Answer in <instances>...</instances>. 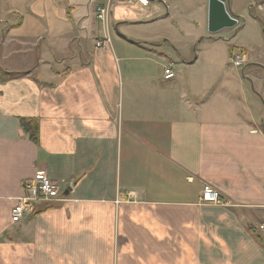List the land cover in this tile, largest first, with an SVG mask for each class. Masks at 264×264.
<instances>
[{
    "label": "crops",
    "instance_id": "obj_1",
    "mask_svg": "<svg viewBox=\"0 0 264 264\" xmlns=\"http://www.w3.org/2000/svg\"><path fill=\"white\" fill-rule=\"evenodd\" d=\"M106 3L0 0V264H264V0L215 35L208 0ZM38 170L70 191L12 223Z\"/></svg>",
    "mask_w": 264,
    "mask_h": 264
},
{
    "label": "built area",
    "instance_id": "obj_2",
    "mask_svg": "<svg viewBox=\"0 0 264 264\" xmlns=\"http://www.w3.org/2000/svg\"><path fill=\"white\" fill-rule=\"evenodd\" d=\"M105 6H100L96 10V18L105 21L109 5L111 3H138L147 6L149 0H107ZM97 47H103V43L97 42ZM230 62L236 67H241L244 63V56L239 50L234 51L230 56ZM175 78L172 64H167L163 71L164 80ZM68 189L67 185L51 180L47 174L38 170L31 178L25 179L21 183V196L17 199L10 215L12 223H19L26 215L32 212V207L36 204H54L65 201L64 192ZM200 202L203 204H221L220 193L209 185H204L201 191ZM264 231V226H260Z\"/></svg>",
    "mask_w": 264,
    "mask_h": 264
},
{
    "label": "water",
    "instance_id": "obj_3",
    "mask_svg": "<svg viewBox=\"0 0 264 264\" xmlns=\"http://www.w3.org/2000/svg\"><path fill=\"white\" fill-rule=\"evenodd\" d=\"M238 21L228 12L226 0H208L207 4V32L210 35L218 34L225 30L233 29ZM70 188L64 192L68 195Z\"/></svg>",
    "mask_w": 264,
    "mask_h": 264
},
{
    "label": "trees",
    "instance_id": "obj_4",
    "mask_svg": "<svg viewBox=\"0 0 264 264\" xmlns=\"http://www.w3.org/2000/svg\"><path fill=\"white\" fill-rule=\"evenodd\" d=\"M21 74L19 73H7L4 71H0V79L5 81V80H10L14 79ZM21 127L23 131L28 135L29 139L32 140L33 142H37V137H38V126L36 121L34 120H21Z\"/></svg>",
    "mask_w": 264,
    "mask_h": 264
},
{
    "label": "rangeland",
    "instance_id": "obj_5",
    "mask_svg": "<svg viewBox=\"0 0 264 264\" xmlns=\"http://www.w3.org/2000/svg\"><path fill=\"white\" fill-rule=\"evenodd\" d=\"M241 67H242V66H241ZM241 67H240V68H238V70L242 69ZM236 69H237V68H236Z\"/></svg>",
    "mask_w": 264,
    "mask_h": 264
}]
</instances>
